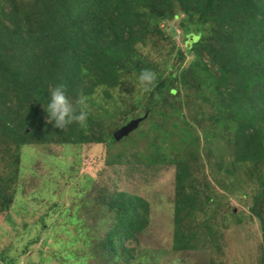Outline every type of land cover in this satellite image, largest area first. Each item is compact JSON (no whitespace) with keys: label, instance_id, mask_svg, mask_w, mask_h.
Here are the masks:
<instances>
[{"label":"trees","instance_id":"16d2710c","mask_svg":"<svg viewBox=\"0 0 264 264\" xmlns=\"http://www.w3.org/2000/svg\"><path fill=\"white\" fill-rule=\"evenodd\" d=\"M177 11L188 16L185 21L193 29L194 34L187 35V48L195 58L168 78L155 72L157 81L147 92V116L153 121L152 130L158 121L166 128L155 137L159 140L154 142L157 159L145 165L156 172L164 164L174 165L178 181L186 182L184 199L178 200L175 208L173 249L198 247L192 245L190 236L179 237L185 217L195 212L197 204L205 206L200 203L199 187H187L193 174L192 160L181 151L180 142L185 137L170 140L169 147L177 152L170 161L161 154L162 143L173 137L167 132L172 123L170 116L178 124L194 128L181 114L187 108L188 114L197 112L198 122H219L228 115L242 118L233 139L237 161L261 154L260 158L264 157L260 146L263 142L252 141L254 132L261 127L258 124L264 122V0H0V157L4 154L3 158L10 159L7 171L0 174V211L10 207L16 198L12 183H16L21 165L18 149L48 143L107 144L102 117L92 118L95 114L91 111L86 127L73 123L64 131L49 123L44 102L51 89L64 84L75 100L81 94L92 96L100 84L119 85L126 73L122 59L137 57L136 44L150 30L147 19L155 18L160 23L156 13L171 18ZM136 63L133 73L140 69ZM103 94L108 95L107 90ZM199 100L197 111L195 104ZM205 107L212 108L213 113L210 109L206 112ZM176 127L183 135L187 133L181 125ZM191 137L193 144L200 146L199 133L192 131ZM197 152L203 159L200 149ZM122 156L117 154L108 163L114 166ZM132 162L131 157L126 160L130 176L141 168ZM113 169L116 171L115 166ZM260 185L262 191L253 197L251 211L262 218L264 211L257 212V208L262 201L264 209V174ZM106 205L114 220H109L110 226L100 239L104 249L114 256L108 261L116 256L130 261L132 250L125 244L137 239L148 224L149 203L119 191Z\"/></svg>","mask_w":264,"mask_h":264},{"label":"rangeland","instance_id":"374dc122","mask_svg":"<svg viewBox=\"0 0 264 264\" xmlns=\"http://www.w3.org/2000/svg\"><path fill=\"white\" fill-rule=\"evenodd\" d=\"M156 14L160 23L155 18L147 19L150 30L136 44L137 57L122 59L126 66L123 81L117 86L100 84L92 96L85 95L89 112L95 114L92 118L101 116L106 126L105 146L48 143L17 148L21 165L17 181L12 183L16 198L10 207L0 211V264H264V215L260 218L251 211L253 197L262 191L264 157L260 158L261 154L237 161V144L233 139L242 118L233 115L219 122L199 121L203 122L200 125L195 121L197 112L188 114V109L183 108V118L194 128L182 126L170 116L172 123L167 132L173 137L162 143L161 154L173 160L177 152L169 147L170 140L185 137L180 142L181 151L192 160L193 174L187 187H199L200 203H205L203 208L197 204L198 208L185 217L179 231V237L190 236L192 245L198 247L186 251L173 249L175 208L178 200L184 199L186 182L178 181L174 165L164 164L157 172L152 166L146 167V163L157 159L154 142L159 140L155 137L166 127L158 121L155 130L151 129L153 121L147 116L149 96L139 87L135 89L131 81L144 69L168 78L192 63L195 57L187 48V35L194 32L185 21L188 16L181 11L171 18ZM135 63L140 69L133 73ZM129 67L132 72L128 74ZM105 90L108 95L103 94ZM204 109L213 113L210 107ZM196 110L200 111L197 107ZM136 118H142L139 126L117 140L114 133ZM201 118L202 115L197 119ZM177 125L187 133L183 135ZM258 125L261 127L254 132L252 141L263 142L260 146L264 150V122ZM192 131L199 133L200 146L193 144ZM120 153L124 156L114 165L115 171L108 162ZM3 157L1 154V175L7 171L6 162L10 160ZM130 157L132 164L141 166L131 176L126 171ZM119 191L149 203L148 224L137 239H129L125 244L132 250L130 261L118 256L108 261L114 256L100 240L110 226L109 220L114 221L106 204ZM263 211L260 201L257 212Z\"/></svg>","mask_w":264,"mask_h":264},{"label":"clouds","instance_id":"9594fccd","mask_svg":"<svg viewBox=\"0 0 264 264\" xmlns=\"http://www.w3.org/2000/svg\"><path fill=\"white\" fill-rule=\"evenodd\" d=\"M157 81V74L144 69L139 72L135 81H131L135 89L139 87L144 92H150ZM48 115V122L55 127L66 130L73 123L86 127L89 117V103L87 96L81 94L73 100L68 94L67 86L59 84L51 89L48 99L44 102Z\"/></svg>","mask_w":264,"mask_h":264},{"label":"water","instance_id":"95a60500","mask_svg":"<svg viewBox=\"0 0 264 264\" xmlns=\"http://www.w3.org/2000/svg\"><path fill=\"white\" fill-rule=\"evenodd\" d=\"M142 118H136L130 120L127 124L122 126V128L118 129L114 136L117 140L121 139L122 137L128 135L131 131H133L135 128L139 126V123L141 122Z\"/></svg>","mask_w":264,"mask_h":264}]
</instances>
